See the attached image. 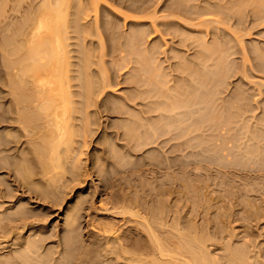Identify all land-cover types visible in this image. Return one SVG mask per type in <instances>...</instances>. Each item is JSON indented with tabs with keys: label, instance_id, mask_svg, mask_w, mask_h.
I'll list each match as a JSON object with an SVG mask.
<instances>
[{
	"label": "rangeland",
	"instance_id": "374dc122",
	"mask_svg": "<svg viewBox=\"0 0 264 264\" xmlns=\"http://www.w3.org/2000/svg\"><path fill=\"white\" fill-rule=\"evenodd\" d=\"M5 1L9 3V4L6 3L7 6L11 5V3H14V4L19 3V0L16 2H13L14 0H5ZM42 1L34 0L33 5L36 6L38 3L40 4ZM87 1L88 0H81V1L74 0V4L73 3L72 4L74 6H77V8L72 7L73 11L80 8V6L82 7L83 5L84 6L87 5L86 7H88L89 2ZM174 1L175 0H138L136 3H134V1L128 0V1H125V3H118V0H100V2L97 4L99 9L98 8L96 9L97 10L96 13L98 17L97 25H99L97 26L99 29H96V30L98 31L95 30V26L93 27V24L95 23V18H94L95 16H93L94 12H92V10L91 11L87 10V12L90 11L91 13H88L89 15L86 17L84 16L85 18L82 15L84 19L83 18L79 19L78 17L79 21L76 19L77 22H79L77 23L79 24L78 28H81L83 32L80 29L79 30L80 35L78 34L79 35L78 36L77 33L75 35V32L73 34L72 31H69L72 29V28L71 29L69 28V30H67L69 33H67L66 35L68 39L65 40V42L68 43V44L66 43V45L68 46V47L66 46L67 47L66 51H68L69 53L68 60L72 64L69 67V69H71V72L69 73V75L70 77L71 76L74 77L69 80L70 81L69 90L71 91L77 90L78 92H80V90L82 91V89H80L81 87L78 84H81L83 82L82 79H85V78H82L83 75L80 78H75V77L79 75L77 70H80L82 68L81 65L83 64V59L85 60V58L88 59L89 57L91 62L90 63L87 62V63L91 64V66L89 65L91 68H89L90 72L88 70L87 71L89 74H92L90 80L97 83L99 86L98 81L101 80L100 79V76H102L101 73L104 74L105 72L107 74L105 75L107 76L106 78L107 80L106 79L105 80L109 84L108 86H105V89L102 94L95 93V96L99 95L98 97L101 99L104 97V99L107 100L108 104L113 103L114 104L113 106H115L116 104L118 106L117 107L118 110H122L123 112L120 111L121 112L120 114L119 113H110V114L105 113L103 116L97 117L96 114L93 115L91 113L90 115L89 114L85 115L86 113L83 112L82 110L80 111V108H78L80 104H77V103L71 104L73 106H70L72 107V109H70L71 118L69 120L70 122L69 129L71 132L73 130L74 134L72 133L73 135H71L72 141L70 143L71 145L66 149L67 152L64 151L63 148H60L61 151L59 153V159L60 158L61 159L64 158V159L62 160L63 162H60L59 160L60 167L56 169L53 168L54 165H52L51 167V164L55 162H50L46 160L47 158L45 157L42 159L43 160L45 159L46 166H45V169L42 171H41L42 167L40 168V166L41 165L44 166L45 165L43 164L44 162H41V163L35 162L36 161L35 158H34L35 159L34 162H33L34 159L30 160L32 161V164L30 161H28L30 164L27 161H25L26 163L22 162L24 160L21 157L28 150L30 149L32 150L33 148L31 147L32 145L37 144V146L38 145L41 146V142H40L41 139L40 140H37V139H39L38 135L41 136L40 133L42 132H39V129L37 127L36 128L34 127L35 129L33 130V126L36 123L34 125L25 127V128H29L28 130L29 132L28 131L26 132H28L27 133L29 135L28 137L31 136L30 140H27L29 139L28 137L20 138L23 142L21 141V143L17 142V144L16 143L8 144L7 147H9V149L0 152V154L2 155L8 154L6 155L8 158L5 159L6 160L5 162H8L10 160L9 162L11 163H15L18 165L19 164L21 165L22 163L26 165V166L24 165L22 168H24L23 170L24 174L25 175L27 174L26 176H29L30 179L33 181V184H31V187L35 185L34 186L35 188L32 187V189L34 188L36 191L37 186H40L39 187L41 190V191L39 190L40 192L44 193L46 189L48 190V191L47 190L45 191V193L47 192L46 194L49 199V200L47 199L46 202H41V200H38L39 198H36L34 194L28 193V191H25L24 194L22 193L29 200V202L31 203V206L33 207L35 206L36 208H40V209L45 207V209L43 208V212L45 210L46 214L43 217H39V218H42L43 221L41 219L39 220L37 217L36 219H34L35 229L33 230L31 229L33 232H35L41 226L40 230H43L42 232H48L49 234L51 233L52 238L49 240H58L60 237L61 240L66 238L65 240L66 242L71 237L69 234H72L68 232V229H67L68 227H66L67 222H68L67 219H69L70 218L69 216L74 214V212L77 211L78 208L80 209L82 207V209H80L79 211L81 215L79 217V221H78L79 224L77 226L78 227L77 229H79L78 232H80V236L77 235V238L73 236L71 237V239H74V240L77 239L76 242L78 245L80 244L79 245L80 249L86 250L83 252V250H80L78 245L75 244V246L78 247L77 249L79 250V252H82L86 255L89 254L88 256L92 257L93 260L90 257H88L90 261V262L88 261L89 263L93 262V264H95V262H98L99 264H102L103 262V264H109V263L110 264H116V263L117 264H131L132 262L130 261L129 263L127 260L125 261L124 259L119 260L120 258L117 259L118 261H116L115 258L112 256L115 254L109 253L108 249L110 247L107 248L106 245L111 244L115 246L116 244L115 242H113L114 241L113 238L115 239L116 238L115 236L122 235L124 233L123 229L127 228L128 226L132 225L131 227L136 226L137 228H140V225L135 224V223L137 222L140 223L141 220L138 218V216L137 218L132 216V214L134 213V212L132 213L133 209L135 210L139 209L140 215L141 214L143 215L145 212L144 209H146L145 215L147 214L146 217L149 219V217H151L152 215L150 214L149 208H152L153 205L156 204L154 205V208H157L155 210H158V212L160 211L159 213L162 214V215L161 214H158V215L164 216L165 218L166 217L165 214H167V217H168L166 218L165 222H163L164 221V218H163V221L161 222L162 225L160 223L158 224V228L160 229V232L161 231L163 232V233L161 232L163 235L165 232H168L169 236L171 234L175 235L176 232L180 231L183 233L188 232V234L192 233L191 235H193V233L194 234L197 233L198 236L200 235L205 236L203 237V239H205L203 240V242H205L206 244L202 243L203 248L205 247V249L207 250V252L210 254L211 257L213 258L216 257V260H217L216 264L223 263L224 259L221 260L223 258L221 255L225 253V251H223L224 250L223 248L226 249L228 245L231 246L233 249L235 248L237 251H240V248L242 249L241 251H244V252L245 250L249 251L250 249L249 253L252 252L251 254L252 257H254V260L256 259L255 260L256 262H255L254 260H252L253 258L252 259L250 258L251 261H254L253 264H260V263L264 264V215L262 214L264 213V204L261 203L260 205V202L264 203V200H263L264 195L260 192L262 190L255 191V192H260L258 194L254 192H249V194L247 193L248 195L244 194L245 193L243 192L244 187L247 186L246 188L248 189V187H250L249 186L250 184L252 186V182L250 183L249 181V183H247V180H244V182H242L243 180H240V178L238 180L236 178L235 184L238 185V188H240L241 190L243 189V190L241 192H239L240 191L239 189L237 190V192H239L238 198L240 199L233 197L232 200L233 201L235 199H238L237 201L241 200L239 201L240 203L238 202L239 204H237V201L232 203L233 201L232 200L229 201V198L227 199L224 195H223L224 198L221 196L219 197V200L217 198L216 199L213 198V200L211 201V199H209L210 194L211 196H214L217 193H221V190L219 192L217 191V189L216 191H214L213 189L214 186L213 187L211 186L212 188L210 187L208 189L213 190L214 193L211 190L209 192V190H205L204 188L200 189L201 183L198 184L197 182H195L196 180L194 181L191 180V177L188 178V180H186L187 178L182 180L179 177H177L178 180L182 182V184H184L185 186L179 185L177 187L178 185L177 184L175 188L177 187L180 189L177 190L176 188L175 192L169 195L170 197L169 196L167 197L164 196L162 198L159 197L161 200L158 198L157 200H159V202L157 203H154L156 202V199H154V201L149 199L148 201V198L144 199L143 191L147 190L148 188L147 186L151 185L152 180L156 178L154 171L148 170L149 166L147 165L148 161L152 157L151 155H153L152 154L153 151L152 149H149V148L148 149L143 148L139 152H136V153L133 152L131 155H129L125 152L126 151L125 141L120 138L118 139L119 133H122L123 132L122 130L124 128L129 127V125L131 127V124L134 122V121L133 122L131 121V120H134L133 117H135L137 120L138 110L139 108H141V106L139 105L138 99L133 102L126 100L127 101V102L125 101L126 103L123 100L125 99L124 97L126 95H129L130 93L133 94L137 90V88L134 87L135 86L134 83L137 80L136 78L142 75H145V74L154 75L153 71L155 72L157 69L158 75L160 73H161L160 75H165V76L167 75L166 76L167 80H170L168 81L170 82V84L167 82L168 83L166 84L167 86H173L172 84L176 85V81L178 84L180 80L177 77V75H181V73L177 69L180 67V64L181 65L184 64L191 71L193 70V72L195 71V69L197 70L199 69L198 68L199 66L196 65L192 60L195 58L197 54V51H198L197 49L199 48L198 46L200 45V43H203V44L205 43L206 46L209 45L212 47H215L216 45H218L216 46L218 47V51L216 50L217 54L221 53L220 55L221 59L224 61L222 64L224 66V68H222L223 71H221V73L217 72L218 73L217 75H223L222 80H221L222 86L219 87L221 91L220 93H218L217 96L221 100H224V101L230 99L231 97L235 98L238 94L239 96L241 97L244 96L245 98H248V99L250 97L252 104L256 101L255 102L256 109L255 107L252 108L251 110L252 113L248 114V115H252L250 116L251 118L249 119L250 124L261 122L262 119L264 118V104H263L264 103V0H190L191 2H189L188 0V3H190V7L192 9L190 10L192 12L189 11V13H185V14H183L182 11L180 12L174 11L175 5L173 4L175 3L177 4V1L175 2ZM112 6L113 8H110ZM9 8L10 6L8 7V10H9L8 12L11 16L12 14H14L13 13L14 11L11 12ZM14 10L17 11L18 16H19L20 13L18 12V10L16 9ZM194 10H195V13H194ZM17 13H16V16H17ZM21 13L25 14L23 11ZM168 16H169V19H168ZM67 17H68L67 19H72L73 15H72V18H70L71 16H67ZM180 18H182V20H180ZM14 21H16V18L15 19L12 18L11 22H14ZM87 21L89 23H86ZM106 22H108L107 24L108 30H105L103 27L104 24H106ZM175 22H178L179 24H176ZM85 23L86 25L84 26ZM3 33L2 34L0 33V34L1 35L7 34V36H9L8 34H12V33H6V32H3ZM5 37L6 36H4L3 38ZM12 37H15V36H12ZM9 38L12 39L11 36ZM13 39L11 41L8 39L7 41L11 43L9 44L10 45L9 47L11 48H13L12 46L17 45V41H16V44H14L15 40L13 41ZM132 46H133V49H129ZM82 49L84 52L87 50L89 55H86V56L83 55L82 53L84 52L82 51ZM86 52L84 54H86ZM217 54H215V56H218ZM256 56L261 62L257 60ZM4 59L6 58L4 57L2 59V55H1L0 56V60H1L0 61V72H1L0 76L2 77H4L5 75H11L12 68L14 69L13 71L18 69V68L12 67L15 64L14 65L12 64L11 68H8L9 65L8 66L6 65L9 62L6 63L8 60H5L6 62H4ZM3 62H4V65H3ZM5 67L9 71L5 70ZM213 69L215 68L212 67L211 70ZM101 70L104 72H101ZM15 72L18 73V71H15ZM193 72H190V73L194 74ZM15 75L17 74L15 73ZM195 78L201 79V75L200 76L196 75ZM172 80L174 81V83ZM132 81H135V82L132 83ZM250 81H252V83ZM3 83L4 82H0V107H1L0 112L5 111L10 105L11 97L9 96L10 95L9 93L13 91L9 89L11 85L9 86L7 85V83L5 84ZM94 85L95 84L93 83V86ZM24 88L26 89V87ZM94 88L96 87L94 86ZM146 88H147L146 85L145 86L142 85L138 89H146ZM25 89L23 90L24 92L22 93L26 92L25 94H27L28 92ZM240 90H242L243 92H241ZM94 91L96 92V89H94ZM244 92L245 94H243ZM25 94H22V95H25ZM76 96L74 95L73 98H70V99L75 100V101L76 100L80 101L81 98L79 96L78 97ZM221 100L218 101V103L223 102ZM110 106H112V104ZM257 106H259L258 109H257ZM4 107L5 109H3ZM222 107L223 108L221 110L219 109L221 111L219 113H222L223 117L225 116L227 117L228 110H225L228 108L227 104L223 102ZM94 109L96 108L95 107L89 108V110H94ZM253 109L255 110L253 111ZM209 112L210 111L207 110V113ZM128 116L130 117L129 119H128ZM95 118H97V121ZM88 119H91V120H88ZM87 120H88V123L86 124ZM247 121H248V117L246 118V122ZM138 122L139 121L137 120V123ZM237 123L241 124L239 120H237ZM237 123H233V126L236 127V125H239ZM13 124H14L13 122L11 124L6 123V122L0 124V133L2 132L1 133L2 135L3 133L5 134L6 132L15 134L16 127L12 128V126H17V123H15L14 125ZM37 124H39V122ZM20 126L18 124L17 127H20ZM30 127H31V130H30ZM233 130H232L233 133L237 132V133H234L235 138H236L234 139L235 142L237 141L238 138H242V136H244L242 131H240L239 133L240 136H239L238 135L239 130L237 131V129L235 130V128ZM207 132H205L206 134L205 136L206 137L210 136V138L208 137L210 141L213 139H214L213 141L216 140L215 141L216 144H222V146L223 144H227L231 146L232 143L234 142V140L232 142V139H233L232 137L234 135L231 131H229L227 134L224 131H222L219 134L222 136V133H223V136L225 137H227L228 135V138H226L228 139V141L225 139V137L223 136L220 137L219 135L218 136L216 135V138L215 137L213 138V135H208L209 133L207 134ZM1 134H0V138H3ZM215 134L216 133H214V135ZM32 135L34 136L35 139L32 138ZM229 135L231 136L233 135V136L232 137L230 136L231 137L230 138ZM211 136L213 139H211ZM244 139L245 138L243 137L242 139L243 142H245L246 140ZM31 140L33 142H31ZM34 140H35V144H33ZM84 140L86 141L85 143H84ZM242 140L239 139L238 141H241V142L237 141L236 143L241 144L243 143ZM26 141H28L29 143L28 142L25 143ZM225 141H227L229 144L224 143ZM40 146L37 148H40ZM240 146L239 148H236V150L240 151L242 149L240 148ZM23 151L25 152L24 154H22ZM10 155L11 157H9ZM21 159L22 161H20ZM142 162L145 165L142 164ZM6 169L7 168L0 169V179L2 180L4 179L5 181L3 183L7 184L2 187L15 186L16 183L13 181V179L14 177H19L20 175L17 176L16 175L17 173H14L15 171H12L11 173V171L8 172L7 171L8 169L7 170ZM25 170L27 171L25 172ZM53 176L55 177V179L53 178ZM30 179L29 181L27 180L26 182L32 183ZM51 179L53 180L51 181ZM251 181L254 182V180H251ZM241 183L243 184L245 183V186ZM255 183H258L260 187H261V184L262 186H264V179L262 180V182L255 181L253 184ZM27 186H30V185L28 184ZM183 186L185 188H183ZM259 186H258V189H259ZM234 189H236V187ZM260 189H263V188H260ZM250 193H252L253 195H251ZM240 194H244L246 198ZM254 194L256 195L254 196ZM259 194L260 195L262 194L261 196H263V198L259 196ZM124 197H126L128 201H126L127 199ZM220 198L222 199L220 200ZM13 199L11 200L10 203H9L10 200L7 203L10 205L13 204L15 202ZM56 201H58L59 203L57 204ZM130 201L131 202L138 201L139 203L138 208L134 206L133 204H131ZM160 202H162V204ZM158 203H160L161 205H159ZM165 203L166 205H168V207L170 205V210H168L169 208L165 205ZM228 203H231V205ZM244 203H246L247 206ZM141 204H143L144 207ZM234 204H236V206ZM121 205L122 206L125 205L124 208H130L129 206H133V208L131 207L130 208L131 210L129 209L130 211L129 213L127 209L126 210H124V208L121 209L122 208V207L120 208ZM140 205L142 209H140L141 208ZM12 206H14V204ZM15 206H17V204H15ZM148 206H152V207H148ZM164 206H166V208ZM171 206L173 209L171 208ZM176 207L178 209H176ZM253 207L256 209H254ZM104 208H107L110 210L106 211L104 210ZM165 209H167V212L169 214L166 212ZM259 211L261 212L263 216L260 214ZM171 212H173L172 213L173 216H171L172 215ZM259 214L261 216H259ZM151 219L153 220V218ZM168 226L170 227V229ZM161 227L164 230H161ZM193 229H195L197 232L195 230L193 231ZM31 230L30 232L28 231L27 234L28 233L33 234ZM169 230L172 232L170 233ZM103 231H105L104 234H103ZM161 233L160 235L162 237L163 235ZM168 235H166V237ZM78 238H81V239L78 240ZM8 239H4V241H1L2 244L0 243V248H5L3 251H6L7 250L6 248H8V246L12 243V240L11 242H9L10 240ZM5 240H7L8 242ZM74 240L71 241V243L75 242ZM51 242L52 241H49L48 243H50L51 245L48 244L47 246L52 247L53 243ZM103 243H105L106 245ZM221 243H224V244H221ZM62 244H63L64 252H66V250L69 249V247L71 246L70 244L67 243L69 245L68 246L65 243L67 245L66 247L67 249H65L64 240L62 241ZM221 245H223V247ZM103 246H105L106 249L103 248ZM9 247H14V246L11 244ZM97 247L99 248L96 249ZM74 248L75 247H73V249ZM95 249L98 251L100 250V252L101 251L102 252L97 253L98 252L97 251L96 252L97 254H95V251H96ZM104 249L108 252V253L105 252L108 256L106 255V258L102 257L101 259V256H103L102 253H104L105 251ZM248 251L245 253H248ZM68 252L70 254L69 256H71L73 255V253L76 252V250L75 251L71 249L69 251L67 250L65 254H67ZM111 257L115 261L113 259L109 260V258ZM106 259L108 260L106 261ZM257 262H260V263H257Z\"/></svg>",
	"mask_w": 264,
	"mask_h": 264
},
{
	"label": "bare ground",
	"instance_id": "6f19581e",
	"mask_svg": "<svg viewBox=\"0 0 264 264\" xmlns=\"http://www.w3.org/2000/svg\"><path fill=\"white\" fill-rule=\"evenodd\" d=\"M16 1H18V0H14L13 2H16ZM33 1L34 0H19L18 4L11 3V5L7 6V4H9L7 1L0 0V24L2 23L0 25V31H2V32H0V33L1 34L3 32L12 33V34H8L9 36H7V34L6 35L0 34V53L2 55V59L4 57L6 58V59H4V62H6L5 60H8L6 63H8V62L10 63V64L8 63L6 66L9 65L8 68H11V65L15 64L17 67L15 65L12 67L18 68L15 71H18V73H19L18 74L17 72L13 71L14 69L12 68L11 73L13 75L12 74L11 75H5L4 77L0 76V82H4L3 84L7 83V85H9V86L11 85V87L9 89H11V91L12 90L14 91V92L9 91L10 92L9 96L11 97V99H10L11 101H10V105L8 106V108L5 111L0 112V124L5 123V122L10 123V124L12 122L14 124L17 123V126H18V124H19V126L22 124L20 127L12 126V128L16 127L15 134H11L10 132H6L5 134L3 133V135H2L1 134L2 132L0 133L3 137V138H0V152H2L4 150H8L9 147H7V146L10 143H14V144L15 143L17 144V142L21 143L22 140L20 138H23V137L27 138L29 136L27 134L29 132L28 131L29 128H25V127L34 125L36 123L33 126V130L37 127L39 129V132H42V133H40L41 136L38 135L39 132H38V134L36 133L38 135V138H39L37 140L41 139V141H40L41 146L40 145L37 146V144H35V140H34L33 144H35V145L31 146V147H33L32 150L29 147L30 150H28V149H27L28 151L25 150V151H27L26 153L23 151L22 154H24V153L25 154L23 156L21 154L20 155L22 156L21 158L24 161H22V159L20 161H22L24 163L25 161L28 162V161L33 160L35 158L36 161L34 159L33 162L34 161L40 162V163L44 162L43 164H45V159L44 160L42 159L45 157V158H47L46 160H48L50 162H55L57 164V165L55 163L51 164V167H52V165H54L53 168L56 169V168L60 167L59 163L63 162L62 160L64 159V158L59 159V153L61 151L60 148H63V150L67 152L66 149L71 145L70 143L72 141L71 135L74 134L73 130L71 132L69 129L70 128L69 120L71 118L70 117V114H71L70 109H72V107H70V106H73L71 104H74V103L80 104L79 107L78 106L77 107L80 108V111L82 110L83 112H85L86 113L85 115H87V114L90 115V113H91L93 115L96 114L97 117L98 116L101 117L105 113H108V114L119 113L120 114L121 113L120 111H122V110H118V108H117L118 106L116 104H115V106H113L114 105L113 103L108 104L107 100L104 99V97L101 99L98 97L99 95L98 96L96 95L98 97V99H97V97L95 96V93H97V94L101 93L102 94L104 89H105V86H108L109 84L106 81L107 76H105V75H107V74L102 70H101V72H104V74L101 73V75H102V76H100L101 80L98 81L99 86L97 83L90 80L92 74H89L88 71L90 70L89 68H91L90 67L91 64H88V63H90L91 61H90L88 56L87 57L89 60L87 58H85V60L83 59L84 65L82 64L83 65V66L81 65L82 68L81 69L79 68L80 70H77L79 75H77V77H75V78H80L83 75L82 78H85V79H82L83 82L81 84H78L81 87L80 89H82V91L80 89H79L80 92H78L77 90L76 91L75 90H73V91L69 90V87H70V85H69L70 81L69 80L71 78H74V77H72V76L70 77V75H69V73L71 72V69H69V67L72 64L68 60L69 59V55H68L69 53H68V51H66L68 46L66 45L67 42H65V40L68 39L66 35H67V33H69L67 30H69V28L70 29L72 28L69 31H72L73 34L75 32V35H76V33H77V35L78 34L80 35L79 30L81 28H78L79 24H77V23H79V22H77V20L79 21V19L83 18L84 16L85 17L88 16L89 15L88 13H91L90 12L91 10H92V12H94L93 16H95L94 17L95 23L93 24V27L95 26V30L99 29L97 27L99 25H97L98 24L97 23L98 17H97V13H96L97 10L96 9L98 8L97 4L100 2V0H88L87 1V2H89L88 7H86L87 5L86 6L83 5L82 7L79 5L80 8H78L76 10L74 9L75 11H73V9H72V7L77 8V6L73 5L74 0H43V1L41 0L42 2L40 4L38 3L39 5L37 4L36 6L33 5ZM125 1H128V0H118V3H125ZM132 1H134V3H136L138 0H132ZM175 1H177V4L176 3L173 4V5H175V8H174L175 12L182 11L183 14H185V13H189V11L192 10L190 7V3H188V0H175ZM189 2H191V1L189 0ZM132 5H134V4H132ZM9 6H10V8H9L10 11L11 12L14 11L13 12L14 14L11 13L14 17L12 15L10 16V14L8 12ZM110 8H113V6ZM14 9L18 10V12L20 13L19 16H18L17 11H15ZM71 10H72V12H71ZM87 10H90V11L87 12ZM22 11L25 14H22L21 13ZM7 12H8V14H7ZM15 12L17 13V16H16ZM191 12H190V14H191ZM143 13H145V12H143ZM194 13H195V10H194ZM196 14H198V13H196ZM72 15H73V18H72ZM82 15H83V17H82ZM67 16H71L70 18H72V19H67L68 18ZM11 17L14 19L16 18V21L11 22V20H12ZM78 17H79V19H78ZM94 18H93V20H94ZM127 18H129V17H127ZM168 19H169V16H168ZM70 20H72V21H70ZM180 20H182V18H180ZM86 23H89V22L87 21ZM86 23L84 24V26L86 25ZM175 23L179 24L178 22H175ZM107 24H108V22H106V24H104V26H103L105 30H108ZM86 27H88V26H86ZM81 31L83 32L82 29H81ZM96 31H98V30H96ZM13 33H14V35H13ZM139 35H140V33H139ZM4 36H6V37L3 38ZM10 36L12 39L14 38L13 39V41L15 40L14 44H16V41H17V45L12 46L13 48L9 47L10 46L9 44H11V43L7 42L8 39L10 41L12 40L9 38ZM12 36H15V37H12ZM7 37H8V39H7ZM115 44H116V42H115ZM200 45L198 46L199 48L197 49L198 51H197L195 58L192 60L196 65L199 66L198 70L195 69V71L193 72V70L191 71L184 64L183 65L180 64V67L177 69L181 73V75H177L180 82L177 84V81H176V85L172 84L173 86H167L166 85L168 83L170 84V82H168L170 80H167V77H166L167 75L166 76L160 75L161 73L158 75L157 69L155 72L153 71L154 75H147V74L142 75V76L139 75L140 77L136 78L137 80L135 79L136 82L132 81V83L135 82L134 87H136L137 90L133 94L130 93L129 95H126L124 97L125 99H123L124 102L126 100L133 102V101L138 99V102H139V105L141 106V108H139L138 116H137L138 117L137 120L139 122L137 123L136 118L133 117L134 120H131V121L132 122L134 121V122L131 124V127L129 125V127L124 128L122 130L123 132L119 133L118 139L120 138V139H123L125 141V143H126V144L124 143L125 148H126L125 152L129 155H131L133 152H135V153L139 152L143 148L152 149L153 155H151L152 157L150 158V160L148 159L149 161H148L147 165L149 166L148 170L154 171L156 178L154 180H152L151 185L147 186L148 187L147 190L143 191V195H144L143 197H144V199L148 198V201H149V199L152 201H154V199H156V202H154V203L159 202V200H157L159 197L160 198H162L164 196L167 197V196L171 195L173 192H175V189L179 185L180 186L184 185V184H182V182H180L178 180L177 177H179L182 180H184L186 178H187L186 180H188V178L191 177V180H193V181L196 180L195 182H197L198 184L201 183L200 189L204 188L205 190H209L208 188H210L211 186L212 187L214 186L213 187L214 191H216V189L218 192L221 190V193H217V194L215 193L216 195H214V196H211V194H210V197H209L207 195L209 197V199H211V201L213 200V198H215V199L217 198L219 200V197H221V196L223 198H224V196L227 199L229 198V201L232 200L233 197L238 198L239 197L238 193L241 192L243 189L241 190L240 188H238V185L235 184L236 178L238 180L240 178V180H243L242 182H244V180H247V183H249V181H250V183L252 182V186H251V184L250 185L248 184L250 186V187H248V189L246 188L247 186L244 187V190H243V192H245L244 194H247V193L249 194V192H254V193L258 194L261 192L264 195V190H263L264 186H262V184H261V187H260L258 183L253 184L255 181L256 182L257 181L262 182V180L264 179V118L262 117L263 119L261 122L250 124L249 119L251 118L250 116H252V115H248V114L252 113L251 112L252 108L255 107V109H256V103H255L256 101L254 102L252 100L254 102L252 104L249 96H248L249 97V99H248V98H245L244 96L241 97L238 94L237 96L235 95L236 96L235 98L231 97L230 99H228L226 101L221 100L217 96L218 93H220V91H221V89L219 87L222 86L221 80H222V76H223V75H217V74L219 72L221 73V71H223L222 68H224V66L222 64L224 61L221 59V56H220L221 53L217 54L218 47H216V46H218V45H216V46L214 45L215 47H212L209 45H208L209 46L208 47L205 45V43L204 44L200 43ZM133 46L129 49H133ZM119 47H120V45H119ZM119 47H117V48H119ZM82 51H83V49H82ZM254 51H255V49H254ZM84 53H82V54L85 56L89 55L88 51L86 52V54H84ZM129 53H131V52H129ZM215 54H217L218 56H215ZM216 58L217 59L219 58L218 61ZM256 58H257V56H256ZM257 60H259V59L257 58ZM4 62H3V65H4ZM209 62H210V64H209ZM150 64H151V62H150ZM188 64H190V63H188ZM212 67L215 69L211 70ZM3 69H4V67H3ZM5 70L9 71L8 69H6V67H5ZM7 71H6V73H7ZM13 72H15L17 75H15V73H13ZM190 72H193L194 74H192ZM146 73H147V71H146ZM155 73H156V75H155ZM192 75H194L195 77H196V75H199V76L201 75V79L195 78ZM250 82L252 83V81H250ZM93 83L95 84L94 86L96 88H94ZM173 83H174V81H173ZM142 85H144V86L146 85L147 88L146 89H138ZM24 87H26V89ZM24 89L27 90V92H28L27 94H25L26 92L22 93V92H24L23 91ZM94 89H96V92L94 91ZM240 91L243 92L242 90H240ZM245 92L243 94H245ZM22 94H25V95H22ZM243 94H241V95H243ZM74 95L75 96L77 95L76 97L79 96L81 98V100L75 101V100L70 99V98H73ZM218 99H220L225 104H227L228 108L225 109V110H228L227 111L228 112L227 117L226 116L223 117L222 113H219V112H221L220 110L223 108L222 107L223 102L218 103V101H220ZM257 99H258V97H257ZM111 104H112V106H110ZM91 107H95L96 109L89 110V108H91ZM258 107L259 106H257V109H258ZM260 108H262V107H260ZM0 109H1V107H0ZM3 109H5V107ZM255 109H253V111ZM207 110L210 112L207 113ZM247 117H248V121L246 122ZM129 118L130 117L128 116V119ZM95 119L97 121V118H95ZM88 120H91V119H88ZM88 120L86 121V124L88 123ZM235 120H236V122H235ZM237 120H239V122H241V124L237 123ZM37 121L39 122V124H37L38 123ZM253 122H255V121H253ZM233 123H237L239 125H236V127H235V126H233ZM1 126H3V125H1ZM39 126H40V128H39ZM234 128H235V130L237 129V131L239 130L238 135H239L240 131H242L244 134V136H242V138L237 137L238 138L237 141L239 139L242 140L244 137L246 139V140L244 139L245 142H243V140H242L243 143H241V144L236 143L237 141L235 142L234 139H236V138H235L234 133H237V132H234V133L232 132V130ZM30 130H31V127H30ZM26 131H28V132H26ZM222 131H224L226 134L229 131H231L234 136L232 135L233 136L232 137L231 135H229V137L231 136L233 138L232 142L234 140L235 143L233 142L231 146H229L227 144H223V146H222V144H216V142H215L216 140L213 141L214 140L213 138L214 137L216 138V135L218 136ZM205 132H207V134L209 133L208 135H213V138L211 136V139H213V140L210 141V139H208V137L210 138V136L206 137ZM30 133H31V131H30ZM214 133H216V134L214 135ZM219 136L222 137L223 133H222V136L221 135H219ZM30 137H28L29 139H27V140H30L31 139ZM223 137H225V136H223ZM32 138H34L33 135H32ZM226 138H228V135H227V137H225V139ZM226 140L228 141V139H226ZM227 141H225L224 143H228ZM27 142L28 141H26L25 143H27ZM31 142H33V141L31 140ZM36 142H38V141H36ZM85 142L86 141L84 140V143ZM213 142H215V143H213ZM238 142H241V141H238ZM224 145H226V146H224ZM39 146H40V148H37ZM239 146H240V148H242L240 151L236 150V148H239ZM24 149H26V148H24ZM112 149H113V147H112ZM28 153H29V155H28ZM6 155H8V154H6ZM6 155L0 154V169L7 168L8 170L7 169L6 170L8 172L11 171V173H12V171H15L14 173H17L16 175L17 176L20 175V176L14 177L13 181L16 184H15V186H11V187L10 186L2 187V186H5L7 184L3 183L5 181L4 179L3 180L0 179V243L2 244L1 241H4V239L9 238L8 239V240H10L9 242H11V240H12L11 244L14 246V247H9L11 245L10 244L8 246V248H6L7 249L6 251H3L5 248H0V264H91V263L93 264V262L89 263L90 262L89 258H88V257H90V256H88L89 254L86 255L82 252H79V250L77 249L80 245V244L79 245L77 244V242H76L77 239L76 240L71 239V237H73V236H75L76 238H77V235L80 236V232H78L79 229H77L78 228L77 226L79 224L78 221H79V217L81 215V213L79 212L80 209H82L81 206H80L81 208L80 209L78 208L77 211L74 212V214H72L71 216L68 215L70 218L67 219L68 222H67L66 227H68L67 228L68 232L72 233V234H69L71 236L70 237L71 240L69 239L65 242L66 238L61 240L60 237L58 240H49L52 238L51 233L49 234L48 232H42L43 230H40L41 226L40 227L38 226L39 229H37L35 232L32 231L33 229H35V223H34L35 220L34 219H36V217H37L39 220L40 219L42 220V218H39V217H43L46 214L45 210L43 212V208L45 209V207L42 206L43 208L40 209V208H36L34 206L35 207L34 208L33 206H31V203L23 194L25 191H28V193L34 194L36 198H39L38 200H41V202H46V200L48 199V196L46 194L47 192L45 193V191L47 189L45 191L42 190V191H44V193L40 192L41 191L39 188L40 186H37L36 191L34 189L35 185L32 186V187H34L32 189L31 184H33V181L30 179L29 176H26L27 174L26 175L24 174V171H23L24 168H22L25 164L21 163V165L20 164L18 165V164L9 162L10 160L8 162H5L6 161L5 159L8 158ZM46 155H47V157H46ZM9 157H11V155ZM41 160H43V161H41ZM59 160H60V162H59ZM30 162L32 164V161H30ZM142 164H144V163L142 162ZM121 165H123V164H121ZM45 166H46V164L44 166L43 165L40 166V168L42 167L41 171L45 169ZM54 169H53V171H54ZM61 170H62V168H61ZM26 171L27 170H25V172ZM64 173H65V171H64ZM54 176H53V178L55 179ZM29 179L32 181V183L26 182L27 180L29 181ZM52 180L53 179H51V181ZM251 180H254V182ZM247 183H246V185H247ZM28 184L30 186H27ZM241 184H243V183H241ZM256 184L259 186V189H258V186ZM176 185H177V187L175 188ZM243 185L245 186V183ZM184 186H183V188H185ZM144 187H146V186H144ZM235 187H236V189H234ZM260 188H263V189H260ZM37 189H38V191H37ZM178 189H180V188H177V190ZM238 189L240 190L239 192H237ZM210 190H209V192H210ZM260 190H262L263 192ZM211 191L213 192V190H211ZM255 191H260V192H255ZM244 194H240V195H243V197H245ZM250 194L253 195L252 193H250ZM255 195L256 194H254V196ZM261 195L259 194V196H261ZM169 197H168V199H169ZM261 197L263 198V196H261ZM124 198H126V197H124ZM262 198H261V200H262ZM12 199L15 201V202L13 201L14 206H12L13 204L10 205L7 203L9 200H10L9 201V203H10ZM221 199L222 198H220V200ZM238 199H240V198H238ZM238 199H235L234 201L232 200L233 201L232 203L236 202ZM245 200H247V199H245ZM59 201H61V200H59ZM126 201H128V199ZM166 201H168V200H166ZM166 201H164V202H166ZM239 201H241V200H239ZM239 201H237V204L240 203ZM56 202H57V204L59 203L58 201H56ZM170 202H171V200H170ZM160 203L162 204V202H160ZM160 203H158V204L161 205ZM261 203L264 204L263 202H260V205H261ZM15 204H17V206H15ZM131 204H133L137 208L139 206L138 201H132ZM228 204L231 205V203H228ZM244 204L246 205V203H244ZM122 205L120 206V208L122 207L121 209H123L125 207V205L124 206H122ZM141 205L143 206V204H141ZM141 205H140V207H141ZM154 205H156V204H154ZM154 205H153V207L148 206V207H152V208H149L150 214H152L151 217H149L150 216V214H149V216H148L149 219L146 217L147 214L145 215L146 209H144V211H145L143 214L144 216L142 214L140 215L139 209H137V210L133 209L132 210V213L134 212L133 213L134 215L132 214V216H134L136 218L138 216V218L141 220L140 221L138 219L140 221V223H138V222L135 223V224H139L140 228H137L136 226L131 227L132 226L131 225V226H128L127 228L123 229L124 233L122 235L115 236L116 237L115 239L113 238V240H114L113 242H115L116 245L113 246V245L109 244L113 247L109 246L108 244L106 245L105 243H103L106 245L107 248L110 247L108 249L109 253H113L116 255V256L112 255L116 261H118L117 259L120 258L119 260L124 259L125 261L126 260L128 262L130 261V262H132L131 264H216L217 263L216 257L215 258L211 257L210 254L205 249V247L203 248L202 243L206 244L205 242H203V240H205V239H203V237H205V236H203V235L198 236L197 233H195L196 235L194 233H193V235H191L192 233H190V234H188V232L183 233V232H180L179 230H177L179 232H176V233L174 232L175 235L171 234L170 236L168 235V232H165L164 235L167 233L166 235H168V236L167 237H166V235L164 236L162 234L163 232L161 231L162 232L161 233L160 229L158 228L159 223L162 225L161 222L163 221L164 216L158 215L161 213H159L160 211L158 212V210H155L157 208H154ZM165 205H166V203H165ZM234 205L236 206V204H234ZM10 206H12V207H10ZM39 206H37V207H39ZM166 206L168 207V205H166ZM166 206H164V207L166 208ZM129 207L133 208V206H129ZM230 207H232V206H230ZM130 208H124V210L127 209V211H129ZM153 208H154V210H153ZM168 208H169L168 210H170V205ZM171 208H172V206H171ZM140 209H142V207ZM176 209H178V208L176 207ZM254 209H256V208H254ZM104 210L107 211L110 209L104 208ZM165 210L167 212V209H165ZM162 211H163V209H162ZM172 211H174V210H172ZM129 213H130V211H129ZM172 213L173 212H171V214ZM174 213H176V212H174ZM260 214H261V212H260ZM260 214H259V216H261L262 214L264 215V213H262L261 215ZM165 215H166V217L164 218L163 222H165L166 218H168L167 214H165ZM171 216H173V214ZM151 218H153V220ZM171 218H173V217H171ZM219 218H220V216H219ZM150 219H151V221H150ZM155 221L158 223H156ZM192 225H194V224H192ZM162 227H161V230H164ZM169 229H170V227H169ZM30 230L33 232V234L32 233L27 234V232L28 231L30 232ZM194 230L195 229H193V231ZM171 232L172 231H170V233ZM104 233H105V231H103V234ZM160 233L163 235L162 237H161ZM65 237H67V236H65ZM1 239H3V240H1ZM79 239H81V238H78V240ZM63 240H64V244L68 243L72 246V247L70 246L71 248L69 247V249H67L66 247L68 244L67 245L65 244L66 245V246L64 245L65 249H67L68 251L70 249L73 251L76 250V252L73 253V255L69 256L70 255L69 252L67 254H65L67 252V250H66V252H64V250H63V244H62ZM73 240L76 243L75 242L71 243V241H73ZM5 241H7V240H5ZM49 241H52L51 242V243H53L52 247L47 246L48 244L51 245L50 243H48ZM75 244L78 245V247L75 246ZM221 244H224V243H221ZM221 246L223 247V245H221ZM228 246L226 247V245H225L226 249L223 248L224 249L223 251H225V253L221 255L223 257V258L221 257L222 258L221 260L224 259L222 264H253V262L256 260V259L254 260V257H252V255H251L252 252L249 253L250 249H249V251L247 250L248 253L250 254L249 255L248 253H245V252H247L246 250L244 252V251H241L242 249L240 248V251H241L240 252V251H237L235 248L233 249L231 246H229V247H231V248H229ZM73 247H75L76 249L74 248L75 249L74 250ZM233 247H235V246H233ZM98 248L99 247H97L96 249H98ZM103 248H105V246H103ZM79 249H80V247H79ZM80 250H83V252L86 251L84 249H80ZM97 251L98 250L95 251V254L102 252V251L100 252V250L98 252ZM87 252H89V251H87ZM105 252H107V251L105 250L104 253H102L103 256H101V259H102V257L106 258L107 254ZM90 258L92 259V257H90ZM250 258L251 259L253 258L252 260H254V261H251ZM97 259H98V257H97ZM110 259H113V258L111 257V258H109V260ZM107 260L108 259H106V261ZM97 261H99V260H97ZM96 263L99 264L98 262H95V264ZM106 263H108V262H106ZM111 263H113V262H111ZM257 263H260V262H257ZM102 264H103V262H102ZM218 264H220V263H218Z\"/></svg>",
	"mask_w": 264,
	"mask_h": 264
}]
</instances>
